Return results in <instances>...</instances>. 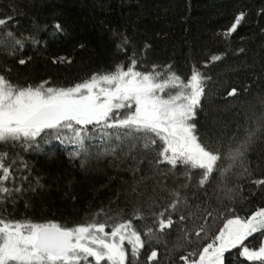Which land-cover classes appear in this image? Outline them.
<instances>
[{"label": "trees", "instance_id": "trees-1", "mask_svg": "<svg viewBox=\"0 0 264 264\" xmlns=\"http://www.w3.org/2000/svg\"><path fill=\"white\" fill-rule=\"evenodd\" d=\"M121 72L198 77L191 125L215 161L171 154L159 131L136 123L133 103L81 126L79 141L57 123L0 139L1 222L72 234L130 225L139 238L123 263L44 264H194L229 221L264 211V0H0L10 88L72 90ZM263 234L224 264H264Z\"/></svg>", "mask_w": 264, "mask_h": 264}, {"label": "rangeland", "instance_id": "rangeland-1", "mask_svg": "<svg viewBox=\"0 0 264 264\" xmlns=\"http://www.w3.org/2000/svg\"><path fill=\"white\" fill-rule=\"evenodd\" d=\"M200 95L201 80L198 77L193 76L184 83L179 78L161 73L121 72L92 79L72 90L48 91L12 89L0 78V139L36 135L39 127L24 128L21 124L39 108L50 104L60 115L56 122L59 128L79 141L83 137L81 126L103 118L113 108L133 103L136 106V123L159 131L171 154L208 169L215 157L201 147L191 125ZM40 229L33 223L0 221V264L9 261L44 264L82 260L90 255L123 263L126 245L133 248L140 245L138 235L130 225H122L112 231L104 226L83 227L73 232L71 252L56 257L34 247ZM260 231L264 232V211L247 221H229L217 242L208 247L194 264H224L226 251Z\"/></svg>", "mask_w": 264, "mask_h": 264}, {"label": "water", "instance_id": "water-1", "mask_svg": "<svg viewBox=\"0 0 264 264\" xmlns=\"http://www.w3.org/2000/svg\"><path fill=\"white\" fill-rule=\"evenodd\" d=\"M59 119L60 115L55 107L49 104L39 108L21 126L24 128L45 127L56 123ZM34 247L56 257H63L70 253L73 248V234L57 227L42 228L37 233Z\"/></svg>", "mask_w": 264, "mask_h": 264}, {"label": "bare ground", "instance_id": "bare-ground-1", "mask_svg": "<svg viewBox=\"0 0 264 264\" xmlns=\"http://www.w3.org/2000/svg\"><path fill=\"white\" fill-rule=\"evenodd\" d=\"M23 123V122H22ZM33 128V127H32Z\"/></svg>", "mask_w": 264, "mask_h": 264}]
</instances>
